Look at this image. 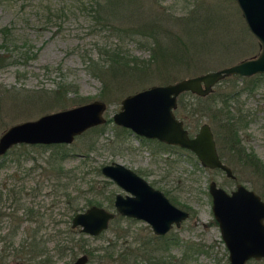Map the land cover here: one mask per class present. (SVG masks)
Listing matches in <instances>:
<instances>
[{"label":"rangeland","instance_id":"374dc122","mask_svg":"<svg viewBox=\"0 0 264 264\" xmlns=\"http://www.w3.org/2000/svg\"><path fill=\"white\" fill-rule=\"evenodd\" d=\"M111 5V0H0V44L4 27L11 39L6 43L8 47L0 48V52L9 55L7 63L0 65V134L18 121L93 99L104 100L107 108L103 133L99 134L101 148L92 152L96 161L123 163L175 198L177 205L189 206L191 210L181 226L172 230L173 245L165 253L167 260L174 259L177 264H228V251L211 210L208 182L214 179L228 191L235 187V182L217 170L201 166L196 156L184 149L165 148L159 141L138 136L131 130L118 136L121 126L113 122L112 114L120 109L121 99L128 93L255 56L260 51L259 41L248 29L236 0H121L116 4L118 13ZM198 7L199 19L191 30L177 20L188 9L195 8L196 13ZM102 10L109 19L98 20V11ZM110 24L119 28L113 30ZM130 28L143 32L129 33ZM150 32L155 33L162 46L158 47L157 52L162 51L155 59L150 57L154 46ZM105 48L108 51L119 48L129 58L136 57L146 69L135 79L116 74L103 86L102 78L92 73V62L105 58ZM257 74L260 77L250 88L246 85L250 79L229 75L214 85L204 101L210 104L220 94L239 90L238 96L234 95L230 101L234 107L232 115L240 106L248 122L239 127L238 133L245 147H252L264 157V72ZM60 84H63L61 93L53 94ZM183 100L188 102L187 108L198 102L191 92L184 94ZM188 121L193 133L202 122L211 124L209 116L200 112L188 116ZM97 133L98 130L90 129L76 136L70 143L72 150H86ZM117 138L124 142L115 149L116 145L110 142ZM55 148L16 145L0 155L1 264H42L47 255H38L41 252L47 253L53 264H67L84 248L93 254L85 264H123L119 252L127 250L126 245L135 249L139 242L136 237L142 240V234L149 232L148 224L116 217L102 233L82 235L83 251L72 254L66 246L77 242L79 237L69 230L72 212L68 206L79 194L76 189H85L87 184L79 182L80 178L68 184L70 180L64 178L63 186L58 179L55 181L60 186L53 185L58 171L52 162L58 155ZM225 153V161L237 167L239 181L262 191L257 177L236 164L230 151ZM78 160V156L68 153L63 166L65 169L75 166ZM89 178L103 176L91 172L85 177ZM108 187L113 192L112 198L116 192H123L113 181H108ZM11 189L18 193L23 189L24 193L19 195L22 198L11 196ZM79 195L80 210L87 206L85 196L91 195L104 206H111L106 194ZM28 207L33 208L31 215L37 221L27 219ZM111 249L113 256L100 257ZM135 250L142 251L141 247ZM183 252L185 259L180 258ZM29 255L34 258L30 260ZM246 264H264V260H249Z\"/></svg>","mask_w":264,"mask_h":264},{"label":"water","instance_id":"95a60500","mask_svg":"<svg viewBox=\"0 0 264 264\" xmlns=\"http://www.w3.org/2000/svg\"><path fill=\"white\" fill-rule=\"evenodd\" d=\"M236 2L248 29L259 41L260 51L257 55L218 69L173 82L151 84L128 93L121 99L120 109L112 114L115 124L141 136L188 148L201 165L221 168L229 177H233L231 168L218 155L210 124L206 121L201 123L191 135L174 110L178 95L184 91L205 96L217 82L229 75L250 76L264 72V0ZM106 108L104 100L93 99L41 114L34 119L15 122L0 134V155L19 143H71L88 128L104 123ZM101 173L129 192L125 196L116 193L115 209L145 219L157 233L166 232L172 221L179 224L188 216L187 210L171 203L162 191L152 187L123 163H105L101 166ZM208 191L212 197V212L228 251V264H246L250 258L264 257V201L260 196L241 183L228 191L214 179L209 181ZM113 216V212L93 204L74 213L71 225L95 235L106 229ZM86 259L83 254L69 264H82Z\"/></svg>","mask_w":264,"mask_h":264},{"label":"trees","instance_id":"16d2710c","mask_svg":"<svg viewBox=\"0 0 264 264\" xmlns=\"http://www.w3.org/2000/svg\"><path fill=\"white\" fill-rule=\"evenodd\" d=\"M119 1L121 2V0H111V4H112L111 6H115L114 11L116 13L119 12V10H117V5H116L117 3H119ZM194 9L195 8H192L190 10L188 9L186 14L179 15L178 17H176L178 21H180L182 24H185L184 27L187 26L186 28L190 30L192 29L191 25L195 23V20L199 19L198 11L200 7L196 9V13H194ZM98 13H99L98 20L100 19L101 21H105L109 19V16L107 14H104L105 13L104 10H102V12L98 11ZM110 26L113 30H117L119 28V26L114 25V24H110ZM2 30L4 32V37L2 39V43L0 44V48H6L8 47L6 43L8 41H11V39L7 36L9 35L8 29L4 27ZM125 31H128V30H125ZM129 31H128L129 33H132V31H136L138 33L143 32V30H140L139 28H130ZM149 36L152 38V43L154 44V46L151 48L152 51H151L150 57L151 59H155L157 54L159 55L162 51L160 49V51L157 52L158 47L162 48V46L159 43V39L155 36V33L150 32ZM103 52L106 55L104 59L92 62L93 64L92 73L93 75H96L102 78L103 86H107L108 81H110L111 78H113V76H115L116 74H121L122 76H127L128 78L135 79V78L140 77V75L138 74L140 71H144L146 69L145 67L146 65L139 64L138 59L136 57L129 58L128 56L123 54L121 50H119V48H116L111 51H108L105 48ZM8 56H9L8 54L5 55V53L0 52V65L7 63ZM141 62H144V61L142 60ZM228 77L229 76L225 78H228ZM259 77H260V74H257V75L255 74L252 77L243 76V79L251 80L250 83L246 84L247 87L250 88L252 87V85L256 83L255 81ZM252 78L254 79L252 80ZM61 85L63 84H60L59 89L52 91V93L56 94L58 91L61 93L60 89L63 87ZM238 91L239 90L235 88V90L231 92L220 94L219 98L215 97L214 99H211L210 104H208L207 102L205 103L204 101L206 98L205 96H199V95L193 94L194 96L197 97L198 102L194 104L193 106L191 105L189 108H187L188 102H185L183 100V95L190 93V92L189 91L183 92L179 96L178 106L175 109V113L177 114V116H179L184 121H186L185 123L186 127L190 130V132H192L191 128L193 127L188 121V116H191V114H195L199 112L202 115L207 114L210 118V122H211L210 125L212 127V131L218 143L219 152L223 155V153L231 151V148H232L231 144L233 140L232 132L235 131V127H238V128L242 126L244 127L245 125H247V122H248V119L246 116L247 114L243 113V109L240 106L236 107V112L234 114L235 116L232 115L234 107H232V105L230 104V101L234 100V95L238 96ZM219 102H220V105H218ZM103 125L104 123L98 124L84 131L86 132L91 129V130H98V133L96 136L91 137V139L88 142V148L83 151H80V150L78 151L74 149L72 150V146L70 143H63V142L50 143V144L37 143V144H32V145L41 146L44 148L45 147H56L55 149L58 155L52 159V162H55L57 165L55 166L56 170L58 169L57 179L59 180L62 186L65 184L62 182L64 178H67L70 180L68 184H71L73 183L72 181L75 182V179L80 178L79 182L85 181L87 186L85 189L77 188L76 190H78L79 194L86 193V192L87 193L91 192L93 193V195H98V194H103V193L105 194V190L108 188L107 180H104V178L102 179L89 178L87 180L85 179L87 174L91 172L95 173L96 175H101L100 167L102 163H99L96 161L95 157L92 155V152L97 151L99 148H101L100 141H99V137H100L99 134L103 133ZM188 126H191V127L189 128ZM119 128L121 132L118 133V136L127 135V133L129 132L128 128H125L122 126ZM123 142L124 141L122 139L118 140L117 138L116 140H111L110 144H115L116 145L115 149H116V148H119L123 144ZM16 145L23 147V146H26L27 144L19 143L13 146L15 147ZM68 153H73L75 156H78L79 160L75 164V166L65 169V167L63 166V159L65 155ZM189 153L193 155L192 152L189 151ZM193 158L195 159V157ZM195 165H197V162H195ZM216 170H219V169H216ZM108 193L112 194V191L109 190ZM79 194H76L72 198V203L68 206V208L71 210L72 213L80 210L79 205H78L79 196H80ZM67 195L68 194H66V196ZM85 202H86L85 205H89L92 203L101 204L100 201L97 200V198L96 199L92 198V195L85 196ZM69 230L71 232L79 233L78 234L79 238L76 239L78 243H80V240L84 239V238L82 239L80 238L83 235V233H80L78 232V230H73L71 228H69ZM79 245H80L79 247L83 246L82 244H79ZM165 253L166 251H162L157 248L154 250H142L141 252L136 251L135 249H127L124 251L121 250L119 252L120 254L119 260L123 264H177L174 259L167 260ZM113 255H114V252H113V249H111L110 251L105 250L101 254L100 257L103 258L104 256H113ZM180 258L185 259L186 253L183 252Z\"/></svg>","mask_w":264,"mask_h":264},{"label":"flooded vegetation","instance_id":"af4514ba","mask_svg":"<svg viewBox=\"0 0 264 264\" xmlns=\"http://www.w3.org/2000/svg\"><path fill=\"white\" fill-rule=\"evenodd\" d=\"M184 92H186V91H184ZM190 92V91H189ZM183 93V92H182ZM182 93H180V94H182ZM192 93V92H191ZM180 94L178 95V98H177V106H178V99H179V96H180ZM194 94V93H193ZM197 95V94H196ZM200 96V95H199ZM177 108V107H176ZM175 108V109H176ZM174 112H175V110H174ZM177 115V114H176ZM179 117V116H178ZM180 118V117H179ZM180 119H182V118H180ZM183 120V119H182ZM205 122V121H204ZM207 122V121H206ZM186 121H184L183 120V124H184V126L186 127ZM203 123V122H202ZM209 123V122H208ZM210 124V123H209ZM120 126V125H119ZM200 126V125H199ZM211 126V125H210ZM122 127H124V126H122ZM189 127V126H188ZM243 127V126H242ZM125 128H127V127H125ZM187 128V127H186ZM199 128V127H198ZM129 129V128H128ZM211 129H212V127H211ZM130 130V129H129ZM189 130V129H188ZM239 128L238 127H235V131H233L232 133H233V140H232V144H231V146H232V148H231V151H230V154L232 155V157L234 158V161L236 162V164H240V166H243L244 168H246V170L249 172V174H251V176L252 175H254V176H256L257 177V179L259 180V182H260V185L262 186V188H263V190L262 191H258L257 189H254V188H252V187H248V186H246L244 183H242V182H240L239 181V177H238V174H237V167H234L233 165H230V164H228L226 161H225V153H223V155L219 152V149H218V143H217V141H216V138H215V136H214V139H215V142H216V147H217V152H218V155H219V157H220V159L224 162V163H226L230 168H231V171H232V174H233V177H229V176H226V174H225V172L221 169V168H209V167H206V166H203V165H201V166H203V167H205V168H208V169H214V170H216V169H219V170H217V171H219V172H221V173H223L228 179H230V180H232V181H234L235 182V187H236V184H238V183H241V184H243L246 188H248V189H251V190H254V192H256L259 196H260V198L264 201V157H262V155L260 154V153H258V152H256L257 150H255V149H253L252 147L250 148V147H245L244 146V142H243V138L241 137V135L238 133L239 131ZM133 132V131H132ZM189 132H190V130H189ZM213 132V131H212ZM195 133V132H194ZM193 132H190V134L192 135V134H194ZM136 134V133H135ZM138 135V134H137ZM213 135H214V133H213ZM138 136H141V135H138ZM143 137H145V136H143ZM145 138H148V137H145ZM153 139H155V140H157V141H159V142H161V144H162V146L163 147H165V148H169V149H173V148H175V149H179V150H186L187 152H192L191 150H189L188 148H184V147H181V146H179V145H175V144H170V143H166V142H162V141H160V140H158V139H156V138H153ZM243 147H244V149H243ZM9 149H11V147L9 148ZM8 149V150H9ZM7 150V151H8ZM6 151V152H7ZM193 153V155H195L194 154V152H192ZM196 156V155H195ZM197 158V157H196ZM198 159V158H197ZM51 164V163H50ZM52 165V164H51ZM103 165V164H102ZM101 165V166H102ZM1 167V166H0ZM54 169H55V167H54ZM132 169V168H131ZM133 170V169H132ZM100 171H101V167H100ZM135 171V170H134ZM136 172V171H135ZM137 173V172H136ZM138 175H140L139 173H137ZM57 175H58V171L57 172H55V175H54V177H55V179H54V183H53V185H59V180H58V182H56L55 180L57 179ZM101 175L103 176V178H105V180H107V181H113L112 179H110V178H108V177H106V176H104L102 173H101ZM141 177H143L152 187H154V188H156V189H159L160 191H162L163 193H164V195H165V197H167L168 198V200L171 202V203H173L174 205H176L177 207H179V208H181V209H185V210H187L188 211V216L187 217H185L184 219H182L180 222H179V224H176V222L175 221H172V223H171V227L166 231V232H164V233H157V232H155L154 231V229H153V227H152V225L148 222V221H146L145 219H143V218H141V217H136V216H130V215H126V214H124V213H121V212H119V211H117L116 209H115V205H114V200H115V195H116V193H121L123 196H125L126 194H129V192L128 191H126L123 187H121V186H119L118 184V186L123 190V192H116L115 194H114V196H113V198H112V194L110 193H108L109 192V190H110V188L108 187L106 190H105V194L106 195H104L105 196V198L107 199V201L108 202H110L111 203V206L110 207H106V206H104L101 202V204H96V203H92V204H89V205H87L84 209H86L88 206H90V205H93V204H95V205H98V206H102V207H104V208H106L107 210H109V211H111V212H113L114 213V216L108 221V226L106 227V229H108L109 228V225H110V223H111V221L112 220H114L116 217H122V218H124V217H126V218H130V219H136V220H142V221H145L147 224H148V226H149V232H147V233H145V234H142V240L140 241V239L139 238H137L136 237V239L139 241L138 243H137V247H134L135 249H139L140 247H141V249L142 250H154V249H159V250H162V251H167V249L168 250H171V247H172V243H171V240L174 238V233H172V230H173V228H179L180 226H181V224H182V222L184 221V220H186L189 216H190V214H191V210H189V206H186V207H181V206H179V205H177L173 200H175V198H171V197H169L162 189H160V188H158V187H156V186H154L152 183H151V181H149L148 179H146L144 176H142V175H140ZM212 180V179H211ZM114 182V181H113ZM115 183V182H114ZM209 183V182H208ZM107 186H108V184H107ZM234 187V188H235ZM226 189V188H225ZM21 190V192H17V190H15V189H11V196L12 195H14L15 196V198H22V196L21 197H19V195H20V193H24L23 192V189H20ZM227 190V189H226ZM167 191V190H166ZM230 191V190H229ZM2 192H3V182H0V199L2 198ZM10 192V191H9ZM18 193V196H16L15 195V193ZM209 192V191H208ZM113 193V192H112ZM21 194V195H22ZM104 194V193H103ZM210 194V193H209ZM211 196V195H210ZM68 202H70V200H68ZM211 205H212V197H211ZM143 207L145 206V205H142ZM84 209H82V210H84ZM82 210H78V211H82ZM211 210H212V208H211ZM78 211H76V212H78ZM36 212V211H35ZM76 212H74V213H76ZM34 213V210H33V208L32 207H28L27 208V211H26V214H27V219H29L30 221H37V219H36V217H33L31 214H33ZM74 213H72V216L74 215ZM213 213V212H212ZM72 216H71V220H72ZM214 216V215H213ZM215 219V218H214ZM71 220H70V228L71 229H73V230H78V232H80V233H83V235H90V236H96V235H98V234H100V233H102L103 231H105L106 229H104V230H102V231H100L98 234H95V235H92V234H87V233H85V232H82L81 230H80V228L78 227V226H75V227H73L72 225H71ZM264 221V220H263ZM217 222V221H216ZM40 224H42V221H40ZM218 224V223H217ZM38 231V230H37ZM36 231V232H37ZM36 232H34V233H36ZM127 233H128V230H127ZM77 234H79V233H77ZM140 237V236H139ZM176 238H177V236H176ZM176 241L175 242H177V239H175ZM80 243H78V242H72V243H70L69 245H67L66 246V248H68L69 250H70V252L73 254V253H76L77 254V252H80L81 250L83 251V246H84V244H82L83 246L82 247H79L80 245H79ZM33 247V246H32ZM36 247V246H35ZM126 248H128V249H133V247H131L130 245L128 246V245H126ZM76 250H78V251H76ZM122 251H124V250H122ZM41 252V251H40ZM63 253V252H62ZM76 254H74V255H76ZM83 254H85L86 255V257H87V259H86V261L84 262V263H82V264H85L88 260H89V257L91 256V255H93L92 254V252L90 251V249H88V248H84V251H83V253H81V254H79L78 256H80V255H83ZM38 255H47V256H45L44 258H42V262H44V263H42V264H53L52 263V261H51V258L50 257H48L49 255L46 253V254H44V252H41L40 254H38ZM37 255V256H38ZM77 256V257H78ZM29 258H30V260L31 259H33L34 258V256H32L31 257V255H29L28 256ZM76 257V258H77ZM28 258V259H29ZM75 258V259H76ZM74 259V260H75ZM74 260H72L71 262H73ZM249 260H253V261H260V260H264V257H262V258H259V259H256V258H250ZM248 260V261H249ZM71 262H69V263H71ZM69 263H67V264H69ZM0 264H1V259H0Z\"/></svg>","mask_w":264,"mask_h":264}]
</instances>
